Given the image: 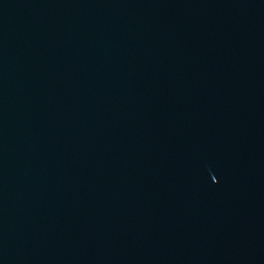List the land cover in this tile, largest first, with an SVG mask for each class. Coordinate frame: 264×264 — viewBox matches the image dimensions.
Here are the masks:
<instances>
[{"label":"water","instance_id":"95a60500","mask_svg":"<svg viewBox=\"0 0 264 264\" xmlns=\"http://www.w3.org/2000/svg\"><path fill=\"white\" fill-rule=\"evenodd\" d=\"M0 264H264V0H0Z\"/></svg>","mask_w":264,"mask_h":264}]
</instances>
